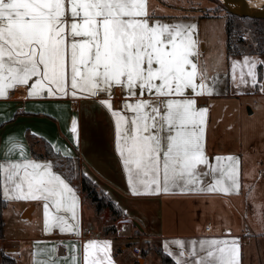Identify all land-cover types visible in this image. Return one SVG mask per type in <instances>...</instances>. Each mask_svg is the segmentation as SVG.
I'll return each instance as SVG.
<instances>
[{
    "label": "crops",
    "instance_id": "1",
    "mask_svg": "<svg viewBox=\"0 0 264 264\" xmlns=\"http://www.w3.org/2000/svg\"><path fill=\"white\" fill-rule=\"evenodd\" d=\"M202 9L203 6L188 7L180 0H156L155 4L147 0L150 23L195 26L192 38L197 43L195 55L190 59L205 71V83L211 89L210 95H195L191 89L185 90L188 98L196 100L198 109L206 110L203 149L207 165L197 166L198 183L189 184L186 179L170 180L169 191L155 194L133 195L130 190L128 174L116 148L117 117L111 113L115 111L127 118V125L121 121V129L132 131L130 121L135 114L125 108V104L154 101V94H142L137 88L136 95L131 96L126 88L112 86L109 91H99L97 96L79 91L75 96L71 91L68 95L49 96L45 93L30 96V87L22 85L9 90L6 98H0V164L28 161L50 164L51 172L72 189L77 201L76 220H72L70 211L57 213L51 204L48 211L49 215L64 216L69 223L78 225L79 235L75 232L64 233L58 228L46 231L45 201L5 198L0 177L1 194L6 200L2 210L3 221L6 211L12 208L23 222H32L34 226L29 236L18 242L24 243L25 264H52L53 261L55 264H67L73 251L83 256V247L89 241L110 242L112 264H162L158 249L169 255L176 264H204L208 250L218 246L212 244L213 241L233 239L239 243V264H252L253 235L259 236L262 231L255 229L248 213L246 217L243 212L239 213L237 203L246 202L242 123L244 120L251 121L257 111L264 114V63H261L264 62V53L232 55L227 53L226 42L219 51L213 50L212 40L208 48L200 32L201 16L206 14L201 13ZM245 57L256 62L255 85L247 76L248 67L243 65ZM235 62L240 63L233 72ZM241 71L245 73L247 83H240ZM100 101L110 102L111 110L102 106ZM73 121L75 132L72 131ZM168 134L167 131L160 132L162 137ZM45 142L78 165L77 176L67 174L64 167L53 163L50 157L32 155L31 148L42 153ZM220 157H235L236 160L221 161L218 160ZM57 163H65V160ZM233 165L237 168L239 184L235 191L231 190L232 182L227 175L221 174V171L227 172ZM213 168L217 171L211 172ZM80 173L87 175L115 202L121 211L119 216L113 219L108 208L103 209V216L102 212H95L94 205L81 188ZM143 179L150 180L151 177ZM158 180L162 189L163 177H158ZM213 186L220 190L210 191L209 188ZM140 187L143 191V185ZM224 188L230 191L225 192L222 190ZM121 219L132 225L129 238L117 231ZM206 227L209 229L206 230ZM87 229L90 230L88 234ZM71 233H75V236H71ZM57 237H61L66 244L63 254L57 252ZM1 240H4V234ZM5 244L2 243L0 249L6 253L15 248ZM137 246L141 252L145 251L144 255L134 253Z\"/></svg>",
    "mask_w": 264,
    "mask_h": 264
},
{
    "label": "snow or ice",
    "instance_id": "2",
    "mask_svg": "<svg viewBox=\"0 0 264 264\" xmlns=\"http://www.w3.org/2000/svg\"><path fill=\"white\" fill-rule=\"evenodd\" d=\"M194 30V25L150 23L147 0H0V98L22 85L30 87V96L68 95L69 91L73 96L78 91L95 96L112 86L126 88L131 96L137 88L142 94H154V101L125 104L135 114L130 121L132 131L121 129V121L127 125V118L111 113L117 117L116 148L130 190L133 195L155 194L169 191L170 180L198 183L197 166L207 165L203 149L206 110L198 109L185 90L210 95L211 89L205 83V71L190 59L197 43L192 38ZM239 63L233 64V72ZM243 65L255 85L256 62L245 57ZM239 80L248 82L243 71ZM100 103L111 110L110 102ZM72 131H76L75 121ZM164 131L169 133L166 137L160 135ZM221 174L231 180V190H238L235 165ZM149 176L150 180L143 179ZM0 177L5 198L45 201L46 231L58 228L79 235L78 225L64 216L49 215L51 204L57 213L70 211L76 220L77 204L72 189L51 172L50 164H0ZM212 244L218 246L208 250L204 264H239L238 241ZM109 249L110 242L89 241L83 256L73 251L67 264H112Z\"/></svg>",
    "mask_w": 264,
    "mask_h": 264
},
{
    "label": "rangeland",
    "instance_id": "3",
    "mask_svg": "<svg viewBox=\"0 0 264 264\" xmlns=\"http://www.w3.org/2000/svg\"><path fill=\"white\" fill-rule=\"evenodd\" d=\"M155 2L156 0H152L153 4ZM180 3L188 7L203 6L204 9H202L201 13L205 12L206 14L201 16L200 32L207 41L208 48H210V40H212L213 50L219 51L222 46H225V18L228 16V11L218 0H180ZM255 7L264 9V2L256 3ZM235 23L233 41L238 49L242 51L241 54L257 52L259 46L254 41L255 36H252V32L256 31L257 25L242 19ZM262 26L264 27V23ZM242 127L244 128L243 173L246 202L244 201L243 204L237 203V208L239 213L243 212L245 214V217L248 213L250 221L256 226L255 229L262 231L260 235L258 234L259 236L253 235L255 239L254 249L251 252V261L252 264H264V114H260L259 111L255 112L253 119L251 121L244 120ZM57 165L64 167L63 170L71 176L78 175L77 164L67 165L65 162L57 163ZM103 215L102 212L101 216ZM23 221L12 208L6 211L5 225L3 227L4 240L0 241V245L6 243L11 245V247H15L7 250V252L11 257L15 258L16 264H25L27 262L24 261L23 257L24 250L22 247L24 243H20L22 238L29 236L32 232L31 229L34 227L31 225L32 222ZM11 238L20 239L16 241L8 240Z\"/></svg>",
    "mask_w": 264,
    "mask_h": 264
},
{
    "label": "trees",
    "instance_id": "4",
    "mask_svg": "<svg viewBox=\"0 0 264 264\" xmlns=\"http://www.w3.org/2000/svg\"><path fill=\"white\" fill-rule=\"evenodd\" d=\"M239 19L245 20L246 22H252L254 25H257L256 31L252 32V36L254 37V41L258 43L259 50L258 53H264V27L262 24L264 23V18H252L246 16H238L228 12V16L226 17V48L228 54H241L242 51L238 49L236 43L233 41L235 36V25ZM31 153L33 156H47L53 159V163L57 164L60 160H65L67 165H72V159L69 157H63L58 152H56L52 146L48 143H44V151L42 153L36 152L34 149L31 148ZM81 179V188L84 192L87 193L91 203L95 207V212L97 214L101 213L103 209L108 208L112 218L115 219L117 216L121 214L120 209L115 204V202L107 196L101 189H99L96 184L84 173H80ZM6 206V200L3 198L1 194V184H0V238L3 237V227L4 221L2 216V210ZM145 251H142L141 254L144 255ZM157 253L160 256L162 264H176L175 261L166 253L161 251L160 249L157 250ZM0 264H16L15 258L11 257L8 253L0 249Z\"/></svg>",
    "mask_w": 264,
    "mask_h": 264
},
{
    "label": "water",
    "instance_id": "5",
    "mask_svg": "<svg viewBox=\"0 0 264 264\" xmlns=\"http://www.w3.org/2000/svg\"><path fill=\"white\" fill-rule=\"evenodd\" d=\"M223 7L230 13L238 16L252 18H264V9H259L251 5L244 4L237 0H218ZM251 112V111H248Z\"/></svg>",
    "mask_w": 264,
    "mask_h": 264
},
{
    "label": "built area",
    "instance_id": "6",
    "mask_svg": "<svg viewBox=\"0 0 264 264\" xmlns=\"http://www.w3.org/2000/svg\"><path fill=\"white\" fill-rule=\"evenodd\" d=\"M99 93L97 92L96 96L98 95ZM131 228H132V225L129 221L125 220V219H121L118 223V227H117V231L120 235L126 237V238H129L131 237ZM206 230L209 229V227H206L205 228ZM90 232L89 229L86 230V233L88 234ZM71 236H75V233H71ZM65 246L66 244L64 243L63 239L61 237H57L56 238V249H57V252L59 254H63L64 251H65ZM141 250H140V247H135L134 248V253L135 254H140Z\"/></svg>",
    "mask_w": 264,
    "mask_h": 264
},
{
    "label": "bare ground",
    "instance_id": "7",
    "mask_svg": "<svg viewBox=\"0 0 264 264\" xmlns=\"http://www.w3.org/2000/svg\"><path fill=\"white\" fill-rule=\"evenodd\" d=\"M237 1H240V2L247 4V5H251L253 7L256 6V3L264 2V0H237Z\"/></svg>",
    "mask_w": 264,
    "mask_h": 264
}]
</instances>
